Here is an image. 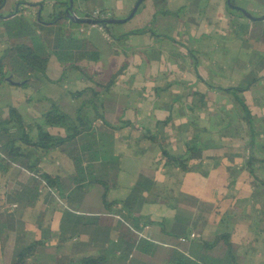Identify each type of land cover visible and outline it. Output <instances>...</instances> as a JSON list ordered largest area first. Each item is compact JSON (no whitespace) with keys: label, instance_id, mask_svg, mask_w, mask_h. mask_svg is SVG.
Masks as SVG:
<instances>
[{"label":"crops","instance_id":"obj_1","mask_svg":"<svg viewBox=\"0 0 264 264\" xmlns=\"http://www.w3.org/2000/svg\"><path fill=\"white\" fill-rule=\"evenodd\" d=\"M63 1L5 0L0 8V53L6 47L8 33L2 17L15 18L11 16L15 6L40 3L42 15L47 16L55 2ZM185 1H143L129 29L116 28L114 35H108L109 41L104 34L108 44L104 60L99 53L97 62L79 63L80 69L71 68L76 73L71 80L64 76L60 64L48 61L46 67V71L50 65L59 73L60 82L71 81L74 89L69 87L68 93L75 94L76 100L83 93L81 89L96 93L101 120L115 128H103L109 136L108 155L118 163L116 185L108 190L106 203L123 201L139 176L153 181L134 214L136 220L130 223L148 224L146 237L161 248L147 252L134 249L124 255L118 221L93 223L91 219L95 215L109 218L117 205L103 204V188L99 185V189L90 191V185L78 192L72 190V163L64 152L54 149L35 155L43 172L64 180V197L45 194L25 209L21 220L0 218V264L14 261L17 241L23 246L43 243L26 264H72L86 256H103L105 264H183L175 261L174 255L169 257L168 250L172 249L197 264H225L223 242L203 247V243L212 245L223 234L229 235L238 264H264V186L259 183V178L264 179V170L251 175L245 169L250 155L264 158V70L256 69L264 59V43L245 41L238 34L234 20H246L240 14L232 15L225 0H199L202 5H192L193 16L186 19L180 16ZM136 2L77 0L76 7L89 13L108 11L113 18L124 19ZM241 7L255 17L264 14L262 0H248V5ZM27 9L35 12L32 7ZM81 27L75 36L85 33ZM90 28L103 32L99 27ZM142 29L146 32L131 34ZM106 65L110 67L108 73ZM253 76L258 80L248 86ZM48 79L42 80L40 88L52 82ZM228 89L242 91H225ZM235 99L245 103L250 124ZM30 100L24 97L22 101L31 107ZM44 108L22 120L27 124L42 122ZM6 117L7 111L2 108L0 119ZM191 149L201 158L188 160L186 171L165 164L163 151L169 156L189 158ZM56 153L64 154L71 168L67 164L65 169V158ZM10 184L16 186L14 170L0 171V212L14 214L17 209H10L14 203L5 201ZM92 191L95 202L90 200ZM75 192L83 195L71 205L69 200ZM67 208L75 216H66ZM178 212L188 220L187 230L197 234L198 239L179 244L171 235Z\"/></svg>","mask_w":264,"mask_h":264},{"label":"trees","instance_id":"obj_2","mask_svg":"<svg viewBox=\"0 0 264 264\" xmlns=\"http://www.w3.org/2000/svg\"><path fill=\"white\" fill-rule=\"evenodd\" d=\"M4 1L0 0V8L3 7ZM231 5H235L234 0H231ZM67 6L68 0L55 2L52 12L47 16H43L39 9L40 3H21L15 18L4 19L2 24L5 31L8 32L7 34L12 30H20L22 33L19 32V36L15 40L11 42L8 40L0 55V83L9 75H12L14 82H24L21 86H29L33 91L37 92L42 80H45V70L52 54L61 66L75 70L80 69L79 63H93L99 60V51L88 38L67 35L64 32V26L69 28L79 27L69 23L65 18L64 10ZM76 6L77 0H74L73 9L75 11L78 10ZM27 7L35 9V16L31 19L23 17V11ZM229 10L232 15L233 13H238L231 8ZM233 23L238 34L243 35L245 41L264 43V21L249 22L246 20L245 23H237L234 20ZM109 26L111 25L100 27L108 30ZM145 32L146 30L142 29L133 31L131 34H143ZM256 69L264 70V59L257 64ZM257 80L258 78L253 76L248 86H251ZM49 81L51 80L48 79ZM232 90L228 89L225 91L230 92ZM241 91L240 89H235L232 92L238 93ZM91 95L98 103L89 99L87 100L89 104L86 105L87 101H84L73 118L61 112L58 106L51 104L48 109L42 112L41 123H25L14 108L10 109L6 118L0 119V171L5 172L13 169L16 184L14 188H12L11 184L8 186L5 192V201L9 204L14 203L16 205L14 210L17 209L14 214L6 213L5 210L0 212V218L10 220L18 217L21 220L25 209L31 207L39 196L45 194L50 198H52L51 193L53 195L55 193L59 198L64 197L61 192L62 188L65 187L64 180L59 176L43 172L40 168L41 162L35 155L38 152L45 153L58 149L64 152L72 163V190L78 191L87 188L89 185H99L103 188L101 199L104 205H119L124 212L122 216L125 221L136 220L134 214L140 210L144 201L143 194L151 189L153 181L144 176H139L137 182L123 201L106 203L108 190L116 185L118 163L117 160L108 155L109 136L103 128L106 130H114L115 128L108 126L101 120L99 112L101 104L98 97L96 98V93ZM235 100L244 113V119L250 124L251 115L245 103L240 99ZM250 133L252 139V131ZM190 151L191 155L189 158L169 156L165 151H163L162 155L166 158V165L177 166L186 171L188 169L186 165L188 160H192L196 156V159L201 158V155L196 154L194 149ZM245 169L251 175H253L254 171L264 170V158L257 159L253 154L250 155L247 158ZM259 179V183L264 186V179ZM64 212L66 216H75L72 210L68 208ZM76 217L81 218L80 216ZM91 219L95 223L102 220L109 221L112 218L95 215L91 216ZM117 223L119 224L118 237L123 245L124 255L128 256L134 249L147 252L153 247L161 248V246L149 241L138 240L125 226L119 222ZM187 224L188 220L185 221L183 215L178 212L171 235L176 238L188 236L191 231L187 230ZM219 242H223L224 245L223 259L226 260L225 264H238L234 258L228 234L219 235L212 245L203 243V247L212 248ZM17 245L19 247L16 249L15 259L11 264H26V261L34 255L36 248L42 246L43 243L33 242L23 246L17 241ZM168 252L169 257L175 256V261L178 260L183 264H197L195 260H190L182 254H178L175 249L168 250ZM106 261L103 256H86L72 262V264H105Z\"/></svg>","mask_w":264,"mask_h":264},{"label":"rangeland","instance_id":"obj_3","mask_svg":"<svg viewBox=\"0 0 264 264\" xmlns=\"http://www.w3.org/2000/svg\"><path fill=\"white\" fill-rule=\"evenodd\" d=\"M149 1L153 2L154 0H149ZM180 1H183V0H180ZM188 1L190 2L189 4H185V2H184V4L183 3L180 4V5H182V4L184 5V7L181 10L180 16L182 18L184 17L185 19L188 18L190 14H192L190 11L192 5H195L196 2L199 3L200 5H202L201 2H198L199 0H188ZM262 1H264V0H262ZM234 4L236 6H239V7H241V6L246 7L248 5V0H242V2H239L238 0H234ZM173 7H175V6L173 5ZM173 7H171V8L173 9ZM100 11L108 12V11H103V10H100ZM108 13L110 14V17L112 18L113 15L110 12H108ZM234 15L238 16L239 14L234 13ZM192 16H193V14H192ZM114 19H117V18H114ZM131 20L127 21L123 25H120V24L111 25L108 27V30L103 29V32H99V30H97V29L92 30L89 26H84L85 33L81 34L80 36H84V37L88 38L92 42V44L95 46V48L99 51V53H101V55H102L101 59L104 60V57L106 54L105 50L107 49V45H108L107 42L104 40V34H106V36H105L106 40L109 41L110 38L108 35L109 34L114 35L113 31L116 28H119V30L129 29L130 26L133 25V21H131ZM81 28H82L81 26L73 27V28L68 27V29L73 30V31H70V30L66 29V26H64L63 30L67 35H74L75 34L74 32L77 33L78 30H80ZM19 32H21V31L20 30H17V31L12 30L9 34H7L5 36L6 41L10 40V42H11V41L15 40L16 37L19 36ZM49 61L58 63L53 54L50 56ZM58 64H60V63H58ZM62 68H64V67L62 66ZM105 69H106L107 73L110 71V67L108 65H106ZM63 72H64V76L67 75L70 80L73 76H75L74 74H76L71 68H64ZM262 74H264V72ZM44 77L51 79L52 82L47 84L46 87L39 88L37 92L31 91L30 87H28V86H25V87L13 86V85H10L8 83H5L4 81L1 82L0 86H2V87H0V113L2 112V108H3L4 110L7 111V115H8V113L10 112V109L14 108L18 111V113L20 114L22 119H27L28 117L29 118L34 117L35 115H37L38 112L40 113V108L42 106H45V108L48 109L51 104H54V105L58 106V108L61 112L65 113L69 117L73 118L76 116L77 110L79 109V107L81 106V104L84 101L92 99V101L96 102L94 97H92V95H91V91L88 89L86 90V88L81 89V90H83L82 91L83 93L81 92L82 94L79 96V98L77 100L75 98H73V96H75V94L68 93L69 87H71L72 90L74 89L73 85L71 84V81L66 80L64 82H60L61 77H59V73H57V71L52 69V68L50 69V65L48 66L47 71L45 70ZM102 79H104V75H102ZM53 81H59V82H53ZM51 83H53V84H51ZM24 97H30L31 98V100H30V101H32L31 107L24 105V102L22 101ZM97 97L98 96H96V98ZM102 97L106 98L107 95L104 94ZM38 100L41 103H39ZM86 103H87L86 105L89 104L88 101ZM96 103H98V101ZM88 111H89V108H88ZM56 154L58 156L65 158V160H67V161H65V160L63 161V165L65 166V169L67 167V164H68V166H70V164H69L70 161L64 154H60V153H56ZM47 158H49V156ZM70 168H71V166H70ZM94 188L99 189L100 187L98 185H90V187H88L89 191L94 189ZM77 192H75L73 194V199L69 200L71 205H72V203L77 201V198H79L80 196L83 195V193L81 194V193H77ZM90 200L92 202H95V200H96V194L94 191H92L90 193ZM84 209H87V208H84ZM82 211L85 212L86 210H82Z\"/></svg>","mask_w":264,"mask_h":264},{"label":"water","instance_id":"obj_4","mask_svg":"<svg viewBox=\"0 0 264 264\" xmlns=\"http://www.w3.org/2000/svg\"><path fill=\"white\" fill-rule=\"evenodd\" d=\"M73 1L74 0H68V6L64 10L65 18L69 23L77 26H105V25L124 24L127 21L131 20L134 17L140 4L145 0H137L129 15L124 19H109V20H101V21L78 17L75 14V10L73 9ZM225 1L228 8H231L233 11L240 13L241 16L244 17L247 21L249 22L264 21V14L262 16L255 17L242 7L231 5V0H225ZM17 11H18V5L15 6L14 13L11 14V16L12 17L16 16ZM2 18L5 19L4 17ZM12 78L13 76L9 75L4 79V82L13 86H21L24 83V82H14Z\"/></svg>","mask_w":264,"mask_h":264},{"label":"built area","instance_id":"obj_5","mask_svg":"<svg viewBox=\"0 0 264 264\" xmlns=\"http://www.w3.org/2000/svg\"><path fill=\"white\" fill-rule=\"evenodd\" d=\"M75 14L78 17L88 18V19L96 20V21L111 19L110 14L108 12H102L100 10H94L90 13L84 12V11L81 12V11L77 10L75 12ZM34 15H35V12L33 10L26 9L23 11V17L24 18L34 17ZM90 27H99L100 29H102L100 26H90ZM43 186L45 187L44 184H43ZM45 190H47V189L45 188ZM15 208H16V205H12L10 207L11 210H14ZM122 214H124V212L122 211L121 207L119 205H117L116 208H114V210L111 211L110 214H108V217L112 218L113 220L118 221L120 224L125 226L129 230V232L133 233L137 237L138 240L143 239V240L149 241L148 238L146 237V232L149 231V225L148 224H142V223L131 224L130 222L125 221L123 219ZM198 238H199V236L197 234L190 233L186 237L177 238L176 241L179 244H184V243L190 242V241L198 239ZM165 247H170V246L165 245Z\"/></svg>","mask_w":264,"mask_h":264},{"label":"flooded vegetation","instance_id":"obj_6","mask_svg":"<svg viewBox=\"0 0 264 264\" xmlns=\"http://www.w3.org/2000/svg\"><path fill=\"white\" fill-rule=\"evenodd\" d=\"M35 16V15H34Z\"/></svg>","mask_w":264,"mask_h":264}]
</instances>
